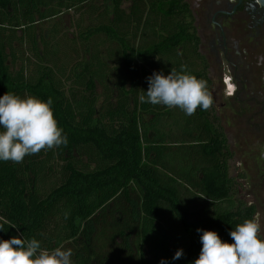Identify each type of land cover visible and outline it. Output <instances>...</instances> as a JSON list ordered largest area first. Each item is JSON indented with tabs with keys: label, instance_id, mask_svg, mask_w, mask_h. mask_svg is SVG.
Listing matches in <instances>:
<instances>
[{
	"label": "trees",
	"instance_id": "trees-1",
	"mask_svg": "<svg viewBox=\"0 0 264 264\" xmlns=\"http://www.w3.org/2000/svg\"><path fill=\"white\" fill-rule=\"evenodd\" d=\"M69 11L72 32L60 20ZM193 21L186 0H0V96L51 97L68 140L19 164L0 161V240L71 249L72 264H193L197 229L233 242L243 210L197 216L184 195L195 189V201L220 205L231 190L210 108L189 116L139 101L153 72L186 65L208 82ZM165 211L184 234L180 259Z\"/></svg>",
	"mask_w": 264,
	"mask_h": 264
},
{
	"label": "flooded vegetation",
	"instance_id": "flooded-vegetation-1",
	"mask_svg": "<svg viewBox=\"0 0 264 264\" xmlns=\"http://www.w3.org/2000/svg\"><path fill=\"white\" fill-rule=\"evenodd\" d=\"M200 39L210 116L226 138L227 210L259 217L264 239V10L253 0H186Z\"/></svg>",
	"mask_w": 264,
	"mask_h": 264
},
{
	"label": "clouds",
	"instance_id": "clouds-1",
	"mask_svg": "<svg viewBox=\"0 0 264 264\" xmlns=\"http://www.w3.org/2000/svg\"><path fill=\"white\" fill-rule=\"evenodd\" d=\"M147 82V91L139 96L141 103L178 108L189 116L198 107L208 110L212 106L207 81L188 73L186 65H181L179 72L171 69L168 75L153 72ZM52 103L51 97L45 102L8 92L0 96V161L19 164L27 155L67 146V137L58 127ZM197 231L201 232L202 247L193 264H264V239L260 238L258 216L245 219L228 233L232 243L222 241L215 231ZM72 254L71 249L62 247L42 249L41 242L35 238L25 241L13 236L0 240V264H72ZM182 255L183 250L178 249L172 259H180ZM160 264L167 262L162 259Z\"/></svg>",
	"mask_w": 264,
	"mask_h": 264
},
{
	"label": "rangeland",
	"instance_id": "rangeland-1",
	"mask_svg": "<svg viewBox=\"0 0 264 264\" xmlns=\"http://www.w3.org/2000/svg\"><path fill=\"white\" fill-rule=\"evenodd\" d=\"M75 19H76L75 14L73 12L69 11V12H63L60 20L64 24H66L68 26L69 31L72 32ZM40 25L43 27L44 24L41 23ZM198 67H200V66L198 65ZM96 92L97 93L101 92L99 87L97 88ZM99 101H101V100L99 99ZM146 118L150 119V117H147V116H146ZM237 161L238 160L236 158L228 160V165H229L231 171H232L233 166L236 165ZM191 191L192 192L184 191V195L188 197L189 203L192 205V207H193L192 211H194V213L197 214V212L200 213V211L204 212L205 207L207 208L208 213L213 212V209L217 208V207L221 210L227 209L225 202H221L220 205H215V204H212L211 202H209L207 199H205L201 194H196V195H197V197L198 196L202 197L205 201H203L202 198H201V200L196 199V201H195V199L193 198V195L195 193V189H192ZM203 214L204 213H202V215ZM199 215L197 214V216H199ZM161 224L171 234V239L168 242L169 251L173 255L175 254V252L178 249H182L184 251L185 250V238H184V234H183V231L181 230L179 222L170 213H167V211H165L164 215L162 216Z\"/></svg>",
	"mask_w": 264,
	"mask_h": 264
},
{
	"label": "water",
	"instance_id": "water-1",
	"mask_svg": "<svg viewBox=\"0 0 264 264\" xmlns=\"http://www.w3.org/2000/svg\"><path fill=\"white\" fill-rule=\"evenodd\" d=\"M253 3L264 10V0H253Z\"/></svg>",
	"mask_w": 264,
	"mask_h": 264
},
{
	"label": "crops",
	"instance_id": "crops-1",
	"mask_svg": "<svg viewBox=\"0 0 264 264\" xmlns=\"http://www.w3.org/2000/svg\"><path fill=\"white\" fill-rule=\"evenodd\" d=\"M66 25V24H65ZM100 88V87H99ZM97 90V89H96ZM100 90H101V88H100ZM102 91V90H101ZM102 92H100V93H98L99 95L101 94ZM100 100H102V96H100ZM100 102V101H99ZM146 120H147V118H146Z\"/></svg>",
	"mask_w": 264,
	"mask_h": 264
}]
</instances>
